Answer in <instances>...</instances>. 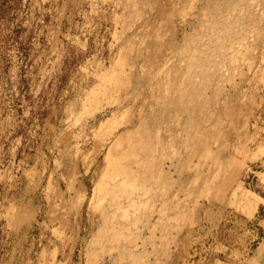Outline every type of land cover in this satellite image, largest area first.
<instances>
[{
  "label": "rangeland",
  "instance_id": "374dc122",
  "mask_svg": "<svg viewBox=\"0 0 264 264\" xmlns=\"http://www.w3.org/2000/svg\"><path fill=\"white\" fill-rule=\"evenodd\" d=\"M137 263L264 264V0H0V264Z\"/></svg>",
  "mask_w": 264,
  "mask_h": 264
},
{
  "label": "bare ground",
  "instance_id": "6f19581e",
  "mask_svg": "<svg viewBox=\"0 0 264 264\" xmlns=\"http://www.w3.org/2000/svg\"><path fill=\"white\" fill-rule=\"evenodd\" d=\"M211 42V41H210ZM209 43V42H208ZM209 48V47H208ZM194 49V48H193ZM198 49V48H197ZM180 53V52H179ZM187 58V57H186ZM193 65V64H192ZM194 66V65H193ZM179 67H181V66H179ZM177 69V68H176ZM193 69L195 70V66L193 67ZM172 71V70H171ZM177 71H179V69H177ZM191 71V70H190ZM193 71V70H192ZM191 71V72H192ZM186 72V71H185ZM182 75V74H181ZM197 78V77H196ZM189 79V78H188ZM181 84V86H178V89L179 90H181V92H182V90H186V89H188V87H189V84H190V82L188 81L187 82V80L185 81V80H182V82L180 83ZM184 84H186V85H184ZM166 85V84H165ZM193 86V85H192ZM168 87V86H167ZM193 89V88H192ZM191 90V89H190ZM173 92V91H172ZM175 92H176V89H175ZM179 92V91H178ZM180 92V93H181ZM185 92V91H184ZM196 92V91H195ZM198 93V92H197ZM179 94V93H178ZM195 94L196 93H193V96H195ZM186 95V94H185ZM187 96V95H186ZM197 96V95H196ZM181 97H182V95H181ZM179 98V97H178ZM180 99V98H179ZM169 100V99H168ZM190 100V99H189ZM189 100L187 99V100H181V102L180 101H177L176 102V106H178V107H182V106H184L185 105V101L188 103L189 102ZM190 103V102H189ZM215 103V102H214ZM168 105H170V103L168 102ZM216 106V105H215ZM89 111V110H88ZM191 111V110H190ZM200 112V111H199ZM141 115V114H140ZM187 116V115H186ZM201 116V115H200ZM225 129V128H224ZM111 130V129H110ZM221 131V130H220ZM126 136V135H125ZM129 136V135H128ZM127 136V137H128ZM180 137V136H179ZM144 138V137H143ZM141 140V139H140ZM185 140V139H184ZM145 141V140H144ZM226 141V140H225ZM140 142V141H139ZM151 142V141H150ZM148 144V143H147ZM139 145H140V143H139ZM142 145V144H141ZM120 146V145H119ZM130 146V145H129ZM129 146H127V147H129ZM144 146V145H143ZM147 146V145H146ZM134 148H135V146H134ZM136 149V148H135ZM125 150V149H124ZM146 150V149H145ZM131 151V150H130ZM129 151V152H130ZM125 153V152H124ZM131 153V152H130ZM216 153V152H215ZM151 155V154H150ZM135 163H139L138 161L137 162H135ZM140 164V163H139ZM147 164V163H146ZM136 166L138 165V164H135ZM150 165V164H149ZM113 166H115V165H113ZM127 167V166H126ZM138 167V166H137ZM139 168V167H138ZM215 169H216V167H215ZM151 170V169H150ZM142 171V170H141ZM143 173H144V170L142 171ZM138 175H139V173H137ZM146 174L147 175H145V174H142L139 178H136L134 181H133V183L131 184V186L133 185H136V187H140V189H141V191H144V190H147V189H149V188H152V186H151V182H150V176H149V171L148 172H146ZM138 177V176H137ZM103 181V180H102ZM113 183V182H112ZM100 184V183H99ZM111 187V186H110ZM109 187V188H110ZM114 187H112V189H113ZM124 188H126V187H123V185L121 186V190L120 191H117V188H114L115 190H116V192H123L124 191ZM133 188V187H132ZM101 189V188H100ZM135 189V188H134ZM114 190V191H115ZM132 191V190H131ZM95 192V191H94ZM97 192V191H96ZM98 192H100V190L98 191ZM101 193V192H100ZM142 193V192H141ZM108 194V193H107ZM98 195V194H97ZM100 195V194H99ZM136 196V195H135ZM121 197V196H120ZM100 198V197H99ZM98 198V199H99ZM119 198V197H118ZM130 199V198H129ZM140 199V198H139ZM142 199V198H141ZM140 199V200H141ZM100 200V199H99ZM110 200V199H109ZM108 200V201H109ZM106 201V200H105ZM111 201V200H110ZM128 203H129V201H128ZM127 202H126V200H125V202H124V204H120L115 210H117V212H116V214H115V212L114 213H108L107 214V216L105 215V217L107 218H112L113 220H115V218L117 217V215L123 210V209H125V207H127V204H128ZM105 205H106V202H105ZM108 205H112V204H108ZM104 209V208H103ZM119 209V210H118ZM105 210V209H104ZM110 210V209H109ZM113 210V209H112ZM105 213H106V211H105ZM127 214V213H126ZM124 216L126 217V215L125 214H123V213H121V217H119V218H123V219H125L124 218ZM104 217V218H105ZM118 218V219H119ZM117 219V218H116ZM126 220V219H125ZM109 221V220H108ZM120 221H121V219H120ZM107 222V221H106ZM106 222H105V225H106ZM108 223V222H107ZM121 223V222H120ZM104 224V223H103ZM102 224V225H103ZM104 225V226H105ZM109 227V226H108ZM107 228V227H106ZM122 228H130V226L128 225V223H124L122 226H121V228L120 229H122ZM118 229V228H117ZM120 229H118V230H120ZM102 230V229H101ZM114 231V230H113ZM123 231V230H122ZM99 232V231H98ZM124 232V231H123ZM125 233V232H124ZM113 236V235H112ZM116 237V236H115ZM118 237H120V235H118ZM94 238V237H93ZM114 240H116V239H114ZM106 241V240H105ZM116 242V241H115ZM122 247V246H121ZM133 249V248H132ZM147 261V260H146ZM138 264V263H137Z\"/></svg>",
  "mask_w": 264,
  "mask_h": 264
}]
</instances>
